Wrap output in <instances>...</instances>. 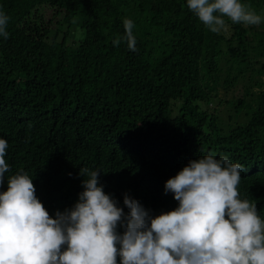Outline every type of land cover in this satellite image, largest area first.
<instances>
[{
	"label": "trees",
	"instance_id": "obj_1",
	"mask_svg": "<svg viewBox=\"0 0 264 264\" xmlns=\"http://www.w3.org/2000/svg\"><path fill=\"white\" fill-rule=\"evenodd\" d=\"M242 2L264 17V0ZM0 12L9 17L0 138L11 168L0 192L23 169L55 217L78 200L87 167L125 213L127 193L155 216L178 206L165 182L213 154L243 166L240 197L264 219V20L225 18L212 33L187 0H0ZM125 18L135 52L112 42ZM73 50L82 66L71 73Z\"/></svg>",
	"mask_w": 264,
	"mask_h": 264
},
{
	"label": "clouds",
	"instance_id": "obj_2",
	"mask_svg": "<svg viewBox=\"0 0 264 264\" xmlns=\"http://www.w3.org/2000/svg\"><path fill=\"white\" fill-rule=\"evenodd\" d=\"M187 7L217 34L227 29L225 18L249 26L264 20L242 0H187ZM8 20L0 12L5 39ZM123 26L113 45L123 40L137 51L134 22L125 18ZM8 147L0 138V186L11 172ZM243 171L227 156L190 160L164 184L178 206L153 216L127 193L125 213L99 183L101 171L83 167L78 175L84 190L53 217L20 169L7 176V190L0 192V264H264V219L255 203L240 197Z\"/></svg>",
	"mask_w": 264,
	"mask_h": 264
},
{
	"label": "rangeland",
	"instance_id": "obj_3",
	"mask_svg": "<svg viewBox=\"0 0 264 264\" xmlns=\"http://www.w3.org/2000/svg\"><path fill=\"white\" fill-rule=\"evenodd\" d=\"M81 58H82V54L80 51H77V50H73L72 53H71V58H70V63H69V66L71 67L70 68V72L71 73H74V69L77 65L79 66H82V61H81ZM213 107V105L210 103L208 104L207 106H205V108L209 110H211Z\"/></svg>",
	"mask_w": 264,
	"mask_h": 264
}]
</instances>
